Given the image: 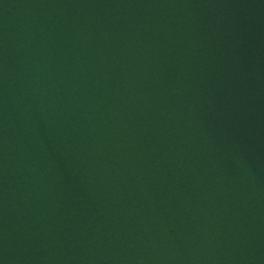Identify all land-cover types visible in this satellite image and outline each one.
<instances>
[{"label":"water","instance_id":"1","mask_svg":"<svg viewBox=\"0 0 264 264\" xmlns=\"http://www.w3.org/2000/svg\"><path fill=\"white\" fill-rule=\"evenodd\" d=\"M0 264H264V0H0Z\"/></svg>","mask_w":264,"mask_h":264}]
</instances>
